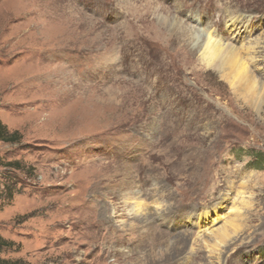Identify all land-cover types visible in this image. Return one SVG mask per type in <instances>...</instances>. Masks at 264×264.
Instances as JSON below:
<instances>
[{"label":"rangeland","instance_id":"obj_1","mask_svg":"<svg viewBox=\"0 0 264 264\" xmlns=\"http://www.w3.org/2000/svg\"><path fill=\"white\" fill-rule=\"evenodd\" d=\"M165 17L251 46L258 90ZM263 60L264 0H0V260L264 264Z\"/></svg>","mask_w":264,"mask_h":264},{"label":"bare ground","instance_id":"obj_2","mask_svg":"<svg viewBox=\"0 0 264 264\" xmlns=\"http://www.w3.org/2000/svg\"><path fill=\"white\" fill-rule=\"evenodd\" d=\"M162 22L163 24L167 26L168 30H170L171 32H174V34H177L180 38L185 37V39H189V42L191 43V47L195 48V51L202 53V60H204L203 62H205L206 65L215 66L221 72L224 71L222 74L223 77L228 75V72L225 71V70H228L230 74L229 77H233L234 79V82L230 81L232 82L233 85L239 82L243 84L244 86H248L251 88L255 87L256 89L255 88L254 89L258 90V87H257L258 76L254 73V71H252L249 68L250 66H248L247 63L245 62L246 60L248 61V59L250 60L255 59L254 56L252 57L251 55H249L251 46L242 47L238 49L229 43L224 44L223 42L217 39L218 37L217 38L214 37L213 34L211 35V34H207L206 32H200L192 25H186L185 27L182 26L183 25L182 21L174 17H172V19L165 17L163 18ZM257 44L259 45V43ZM243 51L246 52L248 56L247 59L244 58L245 54L244 56L242 55ZM244 203L246 204V201H244L243 199L241 201V205H243ZM138 205L140 209V204L138 203ZM236 209L238 210V213H239L240 207ZM236 219L237 217L236 218L230 217L228 222H226L225 226L223 227L221 226V228L219 227L218 229L214 230V232H212V236L214 239L213 245L219 246L220 244L222 245L226 244L228 243V240H230L232 235L238 234L237 231L238 229H240V225H237L234 223ZM229 227H231L232 229H230Z\"/></svg>","mask_w":264,"mask_h":264},{"label":"trees","instance_id":"obj_3","mask_svg":"<svg viewBox=\"0 0 264 264\" xmlns=\"http://www.w3.org/2000/svg\"><path fill=\"white\" fill-rule=\"evenodd\" d=\"M8 137H5L4 135H1L0 134V139H3V138H6L7 140L11 141V142H17L18 141V135H17V132H14L10 135H7ZM262 160V159H261ZM264 161V159H263ZM16 165L17 167H19V163H10V166L12 165L13 166ZM10 246V242L4 240L1 236H0V247L3 248L5 246ZM8 261H5V260H0V264H7Z\"/></svg>","mask_w":264,"mask_h":264},{"label":"clouds","instance_id":"obj_4","mask_svg":"<svg viewBox=\"0 0 264 264\" xmlns=\"http://www.w3.org/2000/svg\"><path fill=\"white\" fill-rule=\"evenodd\" d=\"M258 163H257V161H255L253 164H252V166H255V165H257Z\"/></svg>","mask_w":264,"mask_h":264}]
</instances>
